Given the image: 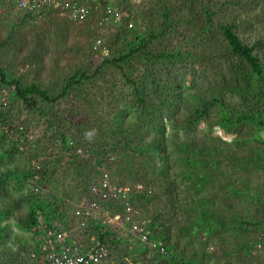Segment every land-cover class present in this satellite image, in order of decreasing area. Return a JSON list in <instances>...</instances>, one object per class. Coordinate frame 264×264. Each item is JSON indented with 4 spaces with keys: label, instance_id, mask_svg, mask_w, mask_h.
<instances>
[{
    "label": "rangeland",
    "instance_id": "1",
    "mask_svg": "<svg viewBox=\"0 0 264 264\" xmlns=\"http://www.w3.org/2000/svg\"><path fill=\"white\" fill-rule=\"evenodd\" d=\"M108 2L134 24L132 29L128 27L127 36L120 35L121 30L126 31L124 22L119 27L106 29L103 34L94 28L97 16ZM206 8L213 12L212 27L199 33V28L207 24ZM168 9L172 10L175 32L154 40L152 46L166 51L178 47L190 52L187 59L155 67L137 58L114 63L127 54V45L138 46L135 34L148 36L161 30L163 13ZM25 14L17 6L0 0V70L10 85L19 81L24 87L38 86L57 97L73 79L79 76L86 79L78 88L70 89L56 106L39 100L33 106L14 95L9 107L3 110L7 117L5 121L0 120V205L6 204L11 212L2 223L9 230L3 247L9 258L20 257L25 264L40 262L34 256V248L41 230L20 227L18 218L32 212L31 202L26 198L34 195L32 203L39 202V196L46 198L53 189L50 181L42 185L38 177H29L22 184L12 178L2 187L4 175L17 168L25 172L38 167L40 170L54 168L60 183L58 196L70 209L75 208L81 190L86 187L71 170L75 168L72 160L78 161L82 168V160H89V156L82 150L77 159L71 154L66 156L59 149L60 138L55 131L62 127L70 139L72 136L77 140L83 138L93 146L97 143L96 148L103 145L107 149L99 136L100 129L95 130L97 137L89 140L85 136L88 129L83 128L88 119L98 123L105 122L110 113L113 117L114 106L123 111L126 126L137 121L139 111L134 108L137 105L125 73L145 90L154 92L153 83L158 82L169 97H176L173 111L166 119H159L165 127V155L150 151L144 160L138 155L130 165L129 159L121 160L119 154H113L99 168L105 165L119 185L135 187L143 183L154 190L150 197L137 198L136 206L151 217H158L170 229L169 240L175 248L177 262L171 263L155 252L145 251L146 247L126 228L117 227L113 233L120 241L114 246L109 264H264V140L261 134L247 125L238 130L234 127L228 132L224 130L218 105L212 108L207 119L189 123L197 107L195 94L204 95L209 101L221 95L233 114L242 106L241 99L230 93L228 69L233 59L221 27L235 26L240 39L256 46V54L264 60V0H95L89 23L84 27L58 11H48L41 18H26ZM99 38L108 55L103 53L104 49L95 48ZM101 65H104L102 71ZM177 96L183 100L180 102ZM47 119L54 121V127ZM12 125L20 127L18 135L28 133L33 139L26 146L18 145L16 135H6L7 127ZM96 126L99 128V124ZM157 134L153 125L145 127L141 140L152 144ZM56 160L60 161L58 166L54 165ZM147 160L150 163L154 160L156 165L147 166ZM135 168L143 170V176H132ZM85 176L86 183L91 185L99 173L97 177L95 173ZM76 227L77 221H74L73 229Z\"/></svg>",
    "mask_w": 264,
    "mask_h": 264
},
{
    "label": "trees",
    "instance_id": "2",
    "mask_svg": "<svg viewBox=\"0 0 264 264\" xmlns=\"http://www.w3.org/2000/svg\"><path fill=\"white\" fill-rule=\"evenodd\" d=\"M171 12L172 10L168 9L165 13H163L164 24L161 30L150 33L148 36L135 34L136 38L134 39V41H137V39L139 40L138 46L135 47L134 43H130L129 45H127V48H129L126 50L127 54L121 55L119 58L115 59L114 63H123L126 62L129 58H137L138 61H143L149 64V66L153 67L159 66L160 63L173 64L177 59H179L180 62H184L190 52L186 53L180 50V48L178 47L169 51L162 49L156 50L152 46L154 40H159L168 32H175L176 24L174 25L173 23L174 18L171 15ZM205 13L207 17V28H203L204 30L199 28V33H202L201 31L209 30L212 27L213 12L211 11V9L206 8ZM25 17L34 18L29 14H26ZM123 22L126 25V31L121 30L120 35L127 36V31H129L128 24L131 21L125 19L124 17ZM221 32L224 39L227 41L233 59V64L229 65L228 69V73L231 77L230 83H228L229 88L231 89L230 93L240 98L243 104L233 114L231 113L229 107H227V105L225 104L224 97H222L221 95H216L212 100L209 101L206 97H204V95L195 94L193 96V99L197 101V107L194 111L191 122L189 123L193 125L207 119L212 108L218 105L221 108L220 115L222 122L220 124L224 130H227L228 132V129L231 127H234L236 130H238L240 126L243 127L244 125H247L248 127L254 129L255 133L257 132L259 135L261 134L260 136L263 139L264 60L256 54V46H249L240 39V37L236 33L235 26L230 24L224 25L221 27ZM202 36L203 35H201V37ZM103 67L104 65H101L100 71L103 70ZM0 76V83H6L8 81L2 70H0ZM124 76L126 81L132 87L133 102L135 105H137L134 108L139 111V117L137 121L133 120L129 126H126L125 118L123 117V111H120L121 108L114 106L113 110L115 111V113L113 117L110 113L107 115L108 117L105 122L98 121V123L95 120L93 121L88 119L83 128V130L88 129V131H95L96 129H100L99 136H101V141L106 144L107 149H104L102 147L103 145L96 148L95 145H97V143H93V146L90 142H87V140H84L83 138L77 140L74 136H72V139H70V135L62 131V127L55 131V134L60 138L59 142L61 143V145L59 149L61 151H64L66 153V156L71 154L69 156L77 159L81 157V154L78 153L79 150H82L85 155L89 156V160H82V168L79 167L78 161L72 160L73 162H75V168H71V170L74 171L73 173H75V176L80 179L81 185L83 187L89 186V184L86 183L85 175L90 176L92 173H95V177H97L99 173V167L106 163V159L108 157H112L113 154H119L121 160L129 159L130 165L131 161L135 157L139 158L138 155H141L140 157L144 160V155L150 151H156L160 154V156L163 157L165 155L163 153V146L165 143L163 134L165 132V127H163V124L161 123V121H159V119H166L168 114L173 111L176 103L174 102V99H176V97H169L168 92L164 91V89L162 88L163 86L158 82L153 83L155 84L153 85L154 92H151L150 90L143 89L140 84H138L134 79L129 78L125 73ZM85 79V76H79L78 78L73 79L66 86L63 92L57 97H52L49 92L43 91L38 86L24 87L19 81H15L17 85L15 98L22 102L24 101L26 103H30L33 106L38 105V100L46 105L56 106L57 104H59L62 98H65V96L68 95L70 89L78 88L80 83ZM177 97L180 98V96ZM182 100L183 98H180V102ZM74 109H77V107H75ZM46 114L48 115L47 111ZM6 117V113L4 111H1L0 120L5 121ZM47 122L50 126L54 127V121L52 122L51 119H47ZM96 124H99V128L96 126ZM152 125L156 128L158 134L154 137L152 144H150L149 141L143 142L141 138H144L143 131L145 127L150 128ZM81 130L82 129L78 130L80 134ZM96 137L97 135L94 134L93 139H95ZM58 163L60 164V161L57 162L56 160L54 165L58 166ZM147 163L149 164L147 165L149 167L151 165H156L154 160L151 163L149 162V160H147ZM87 167L89 168L88 170ZM85 170H87L90 174L86 173ZM54 171V168L50 170H38L37 168H32L28 172H25L20 171V169L17 168L13 171L7 172V174L4 175V178L6 180L3 184H1L2 187L12 178L19 180V184H22L25 180L29 179V177L36 179L38 177L39 183L42 185H45L48 181H50L51 187L53 191H55H52V194H48L46 198L39 196V202L34 201V203H32L31 200L34 198V195L26 198L31 202L30 206L32 212H28L25 216L22 215L18 218V224L20 227L28 229L30 231L39 230L38 217L41 216L44 219H48L50 217L49 210H52L54 208H56V212L60 213V210L63 208L64 203L57 194V190L60 188V183L56 178V174L54 173ZM142 171L143 170H141L140 168H135V175L132 176H143ZM140 179L142 180L143 178ZM140 179H137L136 182H139ZM10 215V208L7 207L6 204L0 205V264H25V262H22V260H20V257L14 256L13 259L9 258V253L3 250V247L6 245L9 230H7L8 227L3 226L2 223L3 220L8 219ZM63 216L64 215H61V217ZM170 234V229L167 228L164 224L162 231V242L173 250L175 248H173L174 246L169 240ZM34 251L37 252V247L34 248Z\"/></svg>",
    "mask_w": 264,
    "mask_h": 264
},
{
    "label": "built area",
    "instance_id": "3",
    "mask_svg": "<svg viewBox=\"0 0 264 264\" xmlns=\"http://www.w3.org/2000/svg\"><path fill=\"white\" fill-rule=\"evenodd\" d=\"M13 4L34 18L45 16L48 11H58L80 27L87 26L95 0H1ZM25 14V15H26ZM124 14L113 3L104 7L94 22L98 34L110 27H119ZM128 27L132 29L133 23ZM95 48H105L102 39L95 41ZM103 53L107 54V49ZM108 55V54H107ZM11 82L1 83L0 112L7 109L10 99L17 92V85ZM20 127H7L6 135H16L18 145L26 146L33 136L26 133L18 135ZM18 132V133H17ZM264 140V133L262 135ZM80 153V151L78 152ZM38 170L41 168L38 167ZM99 178L82 189L75 208L63 205L60 213L56 208L49 210L50 217H38L40 239L34 254L40 262L37 264H109L111 253L118 240L113 232L117 227L126 228L141 245L155 252L169 262H177L174 250L162 242L163 223L157 218L141 211L136 206L137 198L150 197L154 190L140 183L135 187L122 186L113 181L109 169L99 168ZM86 191V192H85ZM85 192L86 194H82ZM63 213V214H61ZM61 215H64L61 217ZM77 227L73 229V223ZM252 246V245H251ZM261 248L260 244L257 246ZM254 250L252 247L251 250ZM213 251V248H209ZM252 250V251H253ZM255 250L253 251V253ZM37 255V256H36ZM184 264H196L186 262Z\"/></svg>",
    "mask_w": 264,
    "mask_h": 264
},
{
    "label": "clouds",
    "instance_id": "4",
    "mask_svg": "<svg viewBox=\"0 0 264 264\" xmlns=\"http://www.w3.org/2000/svg\"><path fill=\"white\" fill-rule=\"evenodd\" d=\"M94 134H95V131H94V130H92V131H87V132L85 133V136H86L87 139L91 140L92 137L94 136Z\"/></svg>",
    "mask_w": 264,
    "mask_h": 264
},
{
    "label": "crops",
    "instance_id": "5",
    "mask_svg": "<svg viewBox=\"0 0 264 264\" xmlns=\"http://www.w3.org/2000/svg\"><path fill=\"white\" fill-rule=\"evenodd\" d=\"M118 241H120V239Z\"/></svg>",
    "mask_w": 264,
    "mask_h": 264
}]
</instances>
